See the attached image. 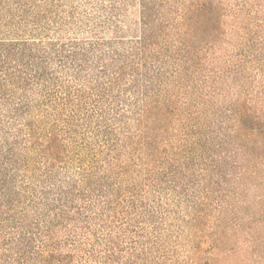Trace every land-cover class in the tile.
I'll return each mask as SVG.
<instances>
[{
    "label": "trees",
    "instance_id": "trees-1",
    "mask_svg": "<svg viewBox=\"0 0 264 264\" xmlns=\"http://www.w3.org/2000/svg\"><path fill=\"white\" fill-rule=\"evenodd\" d=\"M0 264H264V0H0Z\"/></svg>",
    "mask_w": 264,
    "mask_h": 264
}]
</instances>
